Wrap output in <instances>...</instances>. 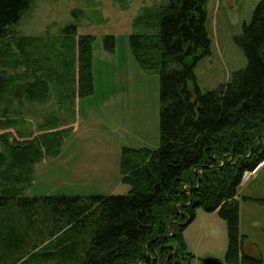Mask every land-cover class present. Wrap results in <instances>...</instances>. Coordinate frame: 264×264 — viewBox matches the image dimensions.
Masks as SVG:
<instances>
[{
    "label": "trees",
    "instance_id": "obj_1",
    "mask_svg": "<svg viewBox=\"0 0 264 264\" xmlns=\"http://www.w3.org/2000/svg\"><path fill=\"white\" fill-rule=\"evenodd\" d=\"M207 2L162 0L133 22L134 56L144 71L160 73V145L122 148V181L130 185L123 195L26 193L35 165L59 154L74 123L51 114L27 130L14 105L54 101L74 117L76 100L94 93L95 35L69 25L57 42L13 35L0 49V264H190L183 230L198 207L226 221L224 264H263L243 249L238 187L264 162V0L235 36L247 65L202 91L194 69L211 53ZM31 3L0 0V38ZM103 39L114 52L115 35ZM48 47L58 65L44 56L49 68L37 75L32 65ZM17 65L26 70L7 71Z\"/></svg>",
    "mask_w": 264,
    "mask_h": 264
},
{
    "label": "rangeland",
    "instance_id": "obj_2",
    "mask_svg": "<svg viewBox=\"0 0 264 264\" xmlns=\"http://www.w3.org/2000/svg\"><path fill=\"white\" fill-rule=\"evenodd\" d=\"M260 0H233L234 8L225 0H208L207 28L211 53L195 66L202 91L216 89L231 80L233 73L247 65V57L236 43L250 22ZM162 0H32L18 23L8 26V35L0 38L5 49L11 36L32 35L57 42L63 29L75 25L77 34H93L94 93L78 98L75 115L59 112L54 101L23 105L26 129H34L48 115L57 114L61 123L73 124L63 139L58 155L43 157L35 165L34 178L27 195H123L130 185L122 181L120 161L124 146L156 149L160 145V73L144 71L132 52L129 35L138 31L133 22L146 6ZM116 37L114 52L104 47V36ZM49 54L60 49V42ZM42 50L36 67L37 75L49 63L42 58L54 57ZM4 52V51H3ZM2 52V54H3ZM46 53V54H44ZM43 66V68H42ZM40 67V68H39ZM26 67L7 68L23 73ZM34 75L30 79H34ZM22 82V79H21ZM53 98V97H52ZM23 126H21L22 128ZM241 205L240 232L255 242L264 264V162L253 176L249 172L238 187ZM216 212V213H215ZM186 252L193 254L190 264H204L207 257L224 260L228 247L226 221L217 211L198 207L196 217L183 230ZM188 257V255H186ZM36 262V260H35Z\"/></svg>",
    "mask_w": 264,
    "mask_h": 264
},
{
    "label": "crops",
    "instance_id": "obj_3",
    "mask_svg": "<svg viewBox=\"0 0 264 264\" xmlns=\"http://www.w3.org/2000/svg\"><path fill=\"white\" fill-rule=\"evenodd\" d=\"M225 3L229 4V6L231 8L235 7L233 5V0H225ZM260 166L256 170L249 172V176H253L256 173V171H258L260 169ZM240 213H241V205H240ZM243 249L245 252L250 253L252 255H261V252L259 251L258 245L255 242H253L252 240H248L247 236H246V239L243 241Z\"/></svg>",
    "mask_w": 264,
    "mask_h": 264
},
{
    "label": "water",
    "instance_id": "obj_4",
    "mask_svg": "<svg viewBox=\"0 0 264 264\" xmlns=\"http://www.w3.org/2000/svg\"><path fill=\"white\" fill-rule=\"evenodd\" d=\"M263 142L264 143V133L259 136V143ZM204 264H224L223 261L219 258L215 257H207L203 259Z\"/></svg>",
    "mask_w": 264,
    "mask_h": 264
}]
</instances>
